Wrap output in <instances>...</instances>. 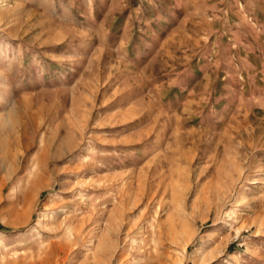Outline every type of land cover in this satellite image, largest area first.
Here are the masks:
<instances>
[{
	"label": "rangeland",
	"instance_id": "obj_1",
	"mask_svg": "<svg viewBox=\"0 0 264 264\" xmlns=\"http://www.w3.org/2000/svg\"><path fill=\"white\" fill-rule=\"evenodd\" d=\"M0 264H264V0H0Z\"/></svg>",
	"mask_w": 264,
	"mask_h": 264
}]
</instances>
